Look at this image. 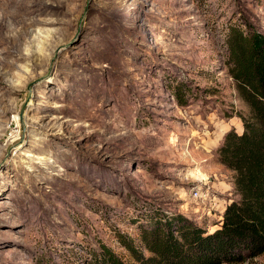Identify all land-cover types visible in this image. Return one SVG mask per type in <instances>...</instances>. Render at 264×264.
Returning a JSON list of instances; mask_svg holds the SVG:
<instances>
[{"label":"rangeland","instance_id":"obj_1","mask_svg":"<svg viewBox=\"0 0 264 264\" xmlns=\"http://www.w3.org/2000/svg\"><path fill=\"white\" fill-rule=\"evenodd\" d=\"M234 26L264 34V0H0V264H140L155 211L219 227Z\"/></svg>","mask_w":264,"mask_h":264},{"label":"trees","instance_id":"obj_2","mask_svg":"<svg viewBox=\"0 0 264 264\" xmlns=\"http://www.w3.org/2000/svg\"><path fill=\"white\" fill-rule=\"evenodd\" d=\"M230 29L229 72L250 114L241 116V132L226 131L218 159L235 172L239 197L225 206L221 223L213 230L180 213L149 215L148 224L140 227L139 243L124 240L140 264H222L264 251V34L254 28ZM100 257L94 264H129L108 247Z\"/></svg>","mask_w":264,"mask_h":264}]
</instances>
